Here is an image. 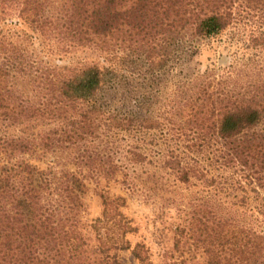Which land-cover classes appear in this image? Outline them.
Here are the masks:
<instances>
[{"label":"trees","instance_id":"16d2710c","mask_svg":"<svg viewBox=\"0 0 264 264\" xmlns=\"http://www.w3.org/2000/svg\"><path fill=\"white\" fill-rule=\"evenodd\" d=\"M224 32L232 61L185 72ZM175 59L171 94L144 93ZM110 184L181 212L173 252L264 264V0H0V264H152Z\"/></svg>","mask_w":264,"mask_h":264},{"label":"rangeland","instance_id":"374dc122","mask_svg":"<svg viewBox=\"0 0 264 264\" xmlns=\"http://www.w3.org/2000/svg\"><path fill=\"white\" fill-rule=\"evenodd\" d=\"M229 33L224 32L220 36L212 39L194 40L200 46L201 52L199 56L193 58L188 63L185 67V72L204 70L207 65L216 61L221 54L226 56L227 63L231 62V54L235 48L234 45L229 46L231 44L230 42H234L231 40L233 34ZM239 52L236 53L238 54L237 56H239ZM68 58L73 64L74 62L83 60L91 62L98 59V51L83 47L72 52ZM170 69L169 74L166 75V78L170 81L166 80L165 82L164 80L163 83V80L157 81L156 78L149 76L150 79L144 80L145 89L143 92L152 95L160 92L162 98L169 96L168 94H171L174 90V84L171 78L179 76V70L182 69L177 59L173 61ZM137 74L139 75L140 73L135 71L134 75L136 79L139 78ZM157 84L159 85L157 86ZM158 89L160 91L156 92ZM29 159L39 168L54 167L57 171L66 169L77 174L79 173V169L71 164L65 163L64 166H54L43 157ZM87 188L88 190L84 196V209L81 213V221L84 225L91 224L93 220L100 216L102 211L101 200L98 197L96 185L87 181ZM109 192L114 195L127 197V205L123 208V213L132 220L133 226L137 229L136 233L128 234L127 239L131 242L132 247L136 243L143 244L148 250L149 259L152 264H165V262L167 264H178L182 260L186 261V264H205L204 256L199 252L190 254L186 251L184 253L172 251L174 227L181 222L180 218L182 215L175 207L168 206L163 208L160 204L147 202L136 196H127L116 184L109 185ZM115 253L122 264H139L132 256L130 250L116 251Z\"/></svg>","mask_w":264,"mask_h":264}]
</instances>
